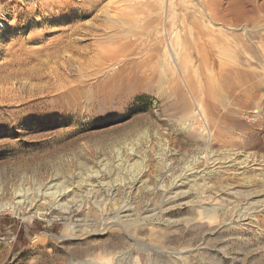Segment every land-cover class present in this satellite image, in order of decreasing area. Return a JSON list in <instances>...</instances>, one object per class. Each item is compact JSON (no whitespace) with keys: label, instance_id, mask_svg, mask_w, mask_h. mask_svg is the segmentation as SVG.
Wrapping results in <instances>:
<instances>
[{"label":"rangeland","instance_id":"374dc122","mask_svg":"<svg viewBox=\"0 0 264 264\" xmlns=\"http://www.w3.org/2000/svg\"><path fill=\"white\" fill-rule=\"evenodd\" d=\"M101 5L0 1V264H264V0Z\"/></svg>","mask_w":264,"mask_h":264},{"label":"bare ground","instance_id":"6f19581e","mask_svg":"<svg viewBox=\"0 0 264 264\" xmlns=\"http://www.w3.org/2000/svg\"><path fill=\"white\" fill-rule=\"evenodd\" d=\"M104 0H52V3H54V5H56L57 7H59V8H61V9H63V10H68L69 8H71V9H73V8H75L76 9V7H78L80 4H86V3H88V4H90L91 6V8H93V9H95V10H99V9H96V8H99V6H102L101 4H102V2H103ZM51 3V2H50ZM112 4H114L113 2H112ZM53 5V4H52ZM84 6V5H83ZM111 6H112V8H111ZM80 7V6H79ZM74 9V10H75ZM88 9V8H87ZM111 9V10H110ZM118 9V8H117ZM120 9V8H119ZM89 10H91V9H89ZM123 10V9H122ZM122 10H120V11H122ZM126 10V9H125ZM125 10H123V12L125 11ZM113 12L114 14V16H112L111 14L112 13H110V15L112 16V18H114L115 17V8H113V5H111V4H109L108 6L106 5H104L98 12H97V14H95L94 15V20H98L101 16H102V14H103V12L105 13V12ZM117 11H119V10H117ZM120 11H119V13H120ZM96 12V11H95ZM94 12V13H95ZM126 12H127V10H126ZM1 13H2V17H0V26L1 27H4L6 24H8L7 22H8V20H9V17H10V12H5V11H1ZM86 13V12H85ZM118 13V12H117ZM122 14V13H121ZM123 15H126V13L124 12L123 13ZM88 16V15H87ZM118 16V15H117ZM97 17V18H96ZM105 20H106V18H105ZM109 20H110V18H109ZM109 20H107V21H109ZM112 20V19H111ZM107 21H106V23H107ZM114 21H115V19H114ZM112 22V21H111ZM111 22L109 21V23L111 24ZM105 23V24H106ZM109 24V25H110ZM108 25V24H107ZM107 25H105V26H107ZM109 25H108V27H109ZM111 29H113V31L114 32H111V34L109 35V37H110V39L113 37V38H115V29H117V28H115V25H113V28L111 27ZM133 30V29H132ZM101 32V31H100ZM118 32V31H117ZM124 33H125V31H124ZM129 33V32H128ZM103 34V33H102ZM108 34V33H107ZM127 34V33H126ZM104 36V35H103ZM117 36H119V35H117ZM126 36H128V35H126ZM101 37V36H100ZM109 37H107L108 39H109ZM122 37V36H121ZM112 38V39H113ZM125 38V37H124ZM100 43V42H99ZM127 46V45H126ZM130 46V45H129ZM132 48V47H131ZM121 49V48H120ZM127 49V48H126ZM126 49H124V48H122V50H123V52L126 50ZM119 50V49H118ZM116 51L115 50V48L114 49H112L111 50V52H109V54H107L105 57H106V59L108 60V61H113L115 58H117V54L118 53H121V52H119V51ZM123 55V54H122ZM126 55V54H125ZM124 56V55H123ZM106 65V64H105ZM111 75V74H110ZM116 75V74H115ZM112 78V77H111ZM110 78V79H111ZM114 78V77H113ZM113 80H115V79H113ZM88 81V80H87ZM114 82V81H113ZM111 83V82H110ZM103 84V83H102ZM109 84V83H108ZM236 166V165H235ZM61 196V195H60ZM57 197V196H56ZM65 197V196H64ZM172 198V197H171ZM62 199V198H61ZM53 205V204H52ZM77 264V263H76Z\"/></svg>","mask_w":264,"mask_h":264},{"label":"trees","instance_id":"16d2710c","mask_svg":"<svg viewBox=\"0 0 264 264\" xmlns=\"http://www.w3.org/2000/svg\"><path fill=\"white\" fill-rule=\"evenodd\" d=\"M32 232V231H31ZM17 233V240H19L20 238H22V236L24 235L25 233V230L23 227H19V229L16 231Z\"/></svg>","mask_w":264,"mask_h":264},{"label":"crops","instance_id":"0c3cea01","mask_svg":"<svg viewBox=\"0 0 264 264\" xmlns=\"http://www.w3.org/2000/svg\"><path fill=\"white\" fill-rule=\"evenodd\" d=\"M0 1H2V0H0Z\"/></svg>","mask_w":264,"mask_h":264}]
</instances>
